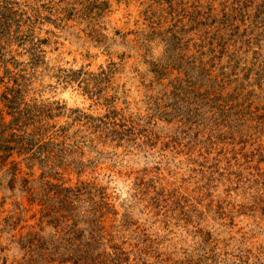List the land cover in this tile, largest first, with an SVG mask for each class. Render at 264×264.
<instances>
[{
  "label": "rangeland",
  "instance_id": "obj_1",
  "mask_svg": "<svg viewBox=\"0 0 264 264\" xmlns=\"http://www.w3.org/2000/svg\"><path fill=\"white\" fill-rule=\"evenodd\" d=\"M0 264H264V0H0Z\"/></svg>",
  "mask_w": 264,
  "mask_h": 264
}]
</instances>
